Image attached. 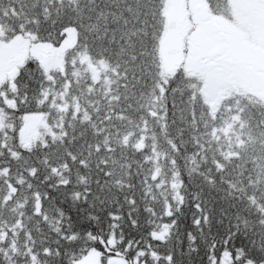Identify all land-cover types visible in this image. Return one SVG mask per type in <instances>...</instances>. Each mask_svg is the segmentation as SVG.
<instances>
[{"label": "snow or ice", "instance_id": "6c2138e0", "mask_svg": "<svg viewBox=\"0 0 264 264\" xmlns=\"http://www.w3.org/2000/svg\"><path fill=\"white\" fill-rule=\"evenodd\" d=\"M249 50L264 0H0V264H264Z\"/></svg>", "mask_w": 264, "mask_h": 264}, {"label": "rangeland", "instance_id": "374dc122", "mask_svg": "<svg viewBox=\"0 0 264 264\" xmlns=\"http://www.w3.org/2000/svg\"><path fill=\"white\" fill-rule=\"evenodd\" d=\"M232 72L242 77L257 78L264 75V66L258 63L255 51L249 50L233 62ZM37 123L32 121L26 128L23 133L26 139L33 135ZM85 264H96L95 257H88ZM114 264H120V261L116 260Z\"/></svg>", "mask_w": 264, "mask_h": 264}, {"label": "flooded vegetation", "instance_id": "af4514ba", "mask_svg": "<svg viewBox=\"0 0 264 264\" xmlns=\"http://www.w3.org/2000/svg\"><path fill=\"white\" fill-rule=\"evenodd\" d=\"M200 3L202 4V0H200ZM206 9V6H204V8L202 10H205Z\"/></svg>", "mask_w": 264, "mask_h": 264}, {"label": "trees", "instance_id": "16d2710c", "mask_svg": "<svg viewBox=\"0 0 264 264\" xmlns=\"http://www.w3.org/2000/svg\"><path fill=\"white\" fill-rule=\"evenodd\" d=\"M31 137H32V135L29 138H27V139H31Z\"/></svg>", "mask_w": 264, "mask_h": 264}]
</instances>
